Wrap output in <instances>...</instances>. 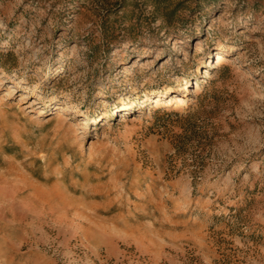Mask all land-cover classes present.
Instances as JSON below:
<instances>
[{
    "label": "rangeland",
    "instance_id": "1",
    "mask_svg": "<svg viewBox=\"0 0 264 264\" xmlns=\"http://www.w3.org/2000/svg\"><path fill=\"white\" fill-rule=\"evenodd\" d=\"M0 264H264V0H0Z\"/></svg>",
    "mask_w": 264,
    "mask_h": 264
}]
</instances>
